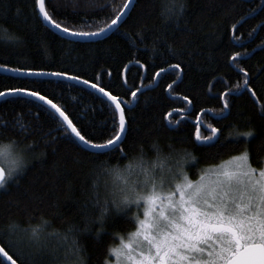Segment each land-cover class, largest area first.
Wrapping results in <instances>:
<instances>
[{
    "label": "trees",
    "instance_id": "16d2710c",
    "mask_svg": "<svg viewBox=\"0 0 264 264\" xmlns=\"http://www.w3.org/2000/svg\"><path fill=\"white\" fill-rule=\"evenodd\" d=\"M124 2L45 0V5L62 27L96 31ZM182 2L183 13L169 19L161 14L165 0H135L126 19L107 37L73 41L43 23L34 0H0L1 68L78 74L129 105L119 155L113 150L103 155L82 148L45 106L17 96L0 101V141L12 142L27 161L0 192V246L17 264H60L64 247L73 239L82 246L85 264L109 263L111 250L135 226L110 204L104 230L92 222L100 212L97 201L106 200L92 187L94 174L104 164L138 162L143 167L164 156L170 167L171 156L183 155L184 171L195 181L201 169L220 166L247 149L252 166L264 167V0ZM5 34L15 38H2ZM237 53L240 59L232 61ZM174 64L180 67L170 68ZM161 68L165 71L157 76ZM245 72L251 92L237 88ZM52 80L0 73V91H40L85 139L106 143L114 137L113 107L107 101L80 85L69 88L66 81L54 88L47 83ZM137 89L133 99L131 91ZM230 89L229 109L214 116L224 103L218 97ZM197 124L202 135H212L210 129L217 128V140L211 145L197 142ZM248 131L253 136L246 142L244 137L234 139ZM135 214L132 206L129 215ZM42 219L48 224L39 243L30 241L23 230L40 225ZM12 222L18 225L15 232L9 229ZM0 264L6 263L0 258Z\"/></svg>",
    "mask_w": 264,
    "mask_h": 264
},
{
    "label": "snow or ice",
    "instance_id": "6c2138e0",
    "mask_svg": "<svg viewBox=\"0 0 264 264\" xmlns=\"http://www.w3.org/2000/svg\"><path fill=\"white\" fill-rule=\"evenodd\" d=\"M39 9V15L59 31L81 39H91L100 36L105 32L112 31L113 27L119 28V22L129 13L134 0H125L124 3L114 9L110 15V22L96 31H76L63 26L55 21L46 9L45 0H34ZM103 7V5L101 6ZM111 7V4L109 5ZM161 13L166 18H179L184 11L182 0H165ZM2 38L14 39L15 37L4 35ZM240 59L237 53L231 57L232 61ZM137 65L143 67L136 61ZM179 64L170 65L172 69H178ZM21 75L28 76H50L54 80L47 83L54 88L64 87V81H71L66 85L73 87V84H83L106 97L113 105L112 127L115 135L109 138L106 143H92L85 139V136L73 125L72 121L65 115L52 99L40 91L28 90L17 87L9 94L17 97L28 96L33 100L41 102L43 106L54 110L55 114L66 124L64 132L70 129L81 143L85 146L100 150L111 147L114 155H119L120 144L123 142V134L126 132L125 108L129 105L117 96L105 91L104 86L84 79L78 74H70L67 71H35L19 68L13 69ZM165 69L161 68L157 76ZM238 71L243 72V69ZM248 74L244 73L243 85L238 84L237 88L248 89ZM171 88V85H169ZM136 91H131L133 99L137 97ZM232 95L231 89L218 99H223V107L220 113H213L220 116L224 110L229 109L228 97ZM255 95V93H252ZM6 93L0 91V98H5ZM187 100V97L184 98ZM123 105V106H122ZM43 107L41 111H43ZM181 111V110H177ZM264 111V105L261 106ZM207 114V113H205ZM118 117V119H117ZM23 127V125H21ZM200 124L196 125L197 131L195 140L202 145H211L217 140V128H211L212 135H202ZM253 132L238 133L234 138L252 137ZM190 155V154H188ZM170 159L174 163L168 167L165 175L159 178V188L156 186L157 178L144 169L145 179L133 196L120 202L116 198L104 200L101 204L99 216L93 218L92 222L98 223L101 230L105 228V221L109 213V204L117 213L123 212L130 222L134 223L135 231L131 233L135 239L133 243L124 244L128 249V259L132 264H264V167L254 168L250 162L248 150L230 157L223 165L215 166V170L205 172L201 169L199 178L191 180L184 171V164L187 163V156L176 155ZM196 158L192 157L195 162ZM0 161L8 164L5 168L0 164V189L4 188L13 173L19 166L17 161L9 159V153L0 151ZM143 202V203H141ZM132 206H136V214L130 216ZM142 209V211H141ZM48 222L42 219L38 226H30L23 230L28 234L30 241L39 243L43 228ZM9 229L15 232L18 225L12 222ZM100 232H97L99 238ZM8 243H12L8 241ZM18 243V241H17ZM82 246L76 239L70 245L64 247L63 260L60 264H85L81 254ZM120 251L116 255H120ZM0 255L5 257L11 264H17L11 256L0 246ZM101 264H105L101 261Z\"/></svg>",
    "mask_w": 264,
    "mask_h": 264
},
{
    "label": "clouds",
    "instance_id": "9594fccd",
    "mask_svg": "<svg viewBox=\"0 0 264 264\" xmlns=\"http://www.w3.org/2000/svg\"><path fill=\"white\" fill-rule=\"evenodd\" d=\"M0 151L9 153V159L17 161L19 166L13 173V177L26 168L27 161L23 151H18L12 142L0 141ZM0 164L5 168L8 167V164L3 163V161H0ZM169 164L170 161L164 156L150 159L143 167L138 162H126L123 165L104 164L94 174L92 187L94 190L102 191L108 200L116 198L120 202H124L139 189L145 179V168L148 169L151 176L157 178L156 186L159 188V178L166 174Z\"/></svg>",
    "mask_w": 264,
    "mask_h": 264
},
{
    "label": "water",
    "instance_id": "95a60500",
    "mask_svg": "<svg viewBox=\"0 0 264 264\" xmlns=\"http://www.w3.org/2000/svg\"><path fill=\"white\" fill-rule=\"evenodd\" d=\"M135 1V0H134ZM134 4V3H133ZM133 4L131 5L130 8L126 9V11L128 13H130L132 7H133ZM38 9V7H37ZM38 12H39V9H38ZM128 16V15H127ZM124 17V20L126 19V17ZM43 23L48 27L50 28L53 32H55L56 34L64 37V38H67L69 40H73V41H97V40H101L105 37H107L108 35H110L115 29H117V27H113L112 31L110 32H105L104 34L100 35V36H97V37H93L91 39H81L79 37H74V36H71L69 34H65L64 32L62 31H59L57 30L56 28L50 26V24L48 22H46L43 17L40 15ZM122 22H119V24H121ZM0 73L1 74H5V75H10V76H14V77H26V78H41V79H54L53 77H50V76H28V75H21L20 73L16 72V71H13V70H9V69H5V68H1L0 67ZM66 82H70V83H73L71 81H67ZM77 85H80L90 91H92L93 93H95L96 95H98L99 97H101L102 99H104L105 101H107L106 97H104L101 93H99L98 91H95L93 90L92 88L90 87H86L85 85L83 84H77ZM10 92L6 93V97L5 98H0V101L6 99V98H9V97H16L15 95H12V94H9ZM24 98H27V99H31L33 100L31 97H28V96H23ZM39 104H41V102L39 101H36V100H33ZM108 102V101H107ZM109 103V102H108ZM110 104V103H109ZM42 105V104H41ZM111 105V104H110ZM112 107H114L113 105H111ZM46 107V106H45ZM47 108V107H46ZM48 110H50L62 123L63 121L58 117V114H55L54 113V110H51L50 108H47ZM118 119V117H117ZM64 127L66 128V124H64ZM69 134L71 135V137L82 147L84 148L85 150L89 151V152H94V153H100L101 151L100 150H97V149H94V148H91V147H88V146H85L83 143H81L77 138H75L74 134H71V131L70 129L68 130ZM125 135V133L123 134V136ZM113 150L111 147L109 148H106V149H103L102 152H107V151H111ZM0 258L6 263V264H11L10 261H8L5 257H3L2 255H0Z\"/></svg>",
    "mask_w": 264,
    "mask_h": 264
},
{
    "label": "rangeland",
    "instance_id": "374dc122",
    "mask_svg": "<svg viewBox=\"0 0 264 264\" xmlns=\"http://www.w3.org/2000/svg\"><path fill=\"white\" fill-rule=\"evenodd\" d=\"M17 150L20 151L19 149H17ZM223 164H221V165H223ZM213 170H215V167L207 170L206 172L213 171ZM17 175H15L11 180H9V182L7 183V185L4 188L0 189V192L6 190L7 187L13 182V180L15 179V177ZM128 243H133V246L135 247V239L130 234L125 239H123L118 246H116L115 248H113L111 250L110 260H109V263L108 264H132V261L128 259V249H125L123 247L124 244H128ZM117 251H120V253H121L119 256L116 255V252Z\"/></svg>",
    "mask_w": 264,
    "mask_h": 264
}]
</instances>
